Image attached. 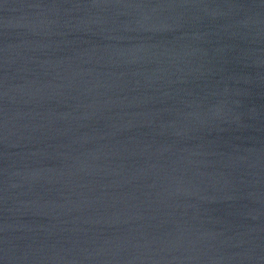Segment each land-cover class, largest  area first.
<instances>
[{"label":"water","instance_id":"1","mask_svg":"<svg viewBox=\"0 0 264 264\" xmlns=\"http://www.w3.org/2000/svg\"><path fill=\"white\" fill-rule=\"evenodd\" d=\"M0 264H264V0H0Z\"/></svg>","mask_w":264,"mask_h":264}]
</instances>
